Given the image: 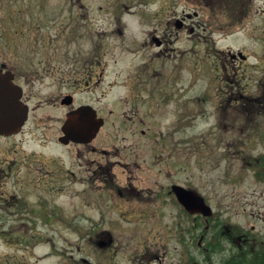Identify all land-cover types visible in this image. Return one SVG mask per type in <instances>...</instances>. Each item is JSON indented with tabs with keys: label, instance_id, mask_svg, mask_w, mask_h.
Listing matches in <instances>:
<instances>
[{
	"label": "rangeland",
	"instance_id": "1",
	"mask_svg": "<svg viewBox=\"0 0 264 264\" xmlns=\"http://www.w3.org/2000/svg\"><path fill=\"white\" fill-rule=\"evenodd\" d=\"M68 3V0H0V62L14 66L19 62L18 70L25 73L23 63L37 60L29 46L33 43L31 33L37 34L39 30L31 23L36 19L44 24L47 19L61 23L67 14L62 9ZM260 5L264 9V0ZM258 18L247 21V29L242 33L213 35L210 68L202 63L197 67L173 68L174 58L166 59L163 68H139L131 62L144 59L130 54L118 58V66L103 70L97 94L101 100L97 103L107 123L94 146L98 150L116 146L122 152L112 158L123 164L115 168L118 187L135 182L139 188L151 190L156 188L154 181L141 180L135 174L153 178L163 173L167 175L165 182L171 175L182 186L197 187L214 211L229 219L230 224H254L264 231V219L258 218L264 216V196L253 194L257 186L251 178L244 182L237 179L243 170L237 155L240 149L232 143L228 148L222 144L228 137L233 139L231 133L227 137L224 126L243 125L245 130L248 126L240 119L231 121L222 107L217 109L222 103L220 93L228 87L220 65L225 54L218 50L242 49L264 59L263 38L260 36L259 41L255 33L258 31L253 29ZM22 21L26 27L21 26ZM143 22L130 19L128 36L143 40L146 36ZM45 30L50 35L57 34L56 28ZM78 44L87 48L83 43L73 46ZM179 44L185 47L186 43ZM230 70L232 76L233 69ZM53 85L51 80L26 84L33 107L31 118L19 134L0 138V168L5 169L0 172V264H130L133 255L143 254L146 249L147 255H161L164 264H178L179 231L174 208L167 207L158 216L153 213L144 222L127 223L136 203L117 204L118 197L114 199L113 193L102 190L104 186L98 187L99 182L88 180L97 165L90 166V160L102 161L106 157L84 151L77 144L68 147L58 144L66 119L60 95L67 88ZM92 98L88 94L80 96V100ZM263 128L258 132L262 138L258 136L256 143L259 139L264 141ZM142 130L146 133L142 134ZM159 141L164 145L156 146ZM261 145H256L254 152L263 150ZM151 147H155L154 151ZM157 151H163L165 159L154 164ZM130 152L141 155L135 159ZM138 164L141 167L137 168ZM98 199L103 203L97 202ZM184 224L186 228L189 223ZM203 228L201 225L198 231ZM97 231L111 233L120 245L114 258L111 251L103 252L88 241ZM185 245L181 242V264L189 260L186 252L190 246L188 249ZM195 252L198 264H211L206 251L196 246ZM225 256L226 252H214L209 257L212 264H223ZM85 259L89 262H84Z\"/></svg>",
	"mask_w": 264,
	"mask_h": 264
},
{
	"label": "flooded vegetation",
	"instance_id": "2",
	"mask_svg": "<svg viewBox=\"0 0 264 264\" xmlns=\"http://www.w3.org/2000/svg\"><path fill=\"white\" fill-rule=\"evenodd\" d=\"M68 1L69 5L62 9L64 12L66 10L67 14L61 23L52 19H47L46 24L39 19L31 23L36 31L39 30L37 34L31 33L33 43L29 46L37 60L23 63L22 69L25 71L22 72L25 73H20L21 71L18 70L19 62H16L15 66L7 61L0 62L2 73L10 76L15 84L22 87V100L30 107L29 120L33 107L29 102L26 84L51 80L54 82L53 86L56 87L57 84L58 88H67V91L65 93L61 91L60 95V104L65 107L66 119L82 105H91L95 119L102 118L104 123L90 141H69L66 144L59 141L58 144L66 147L77 144L82 146L84 151L89 150L91 154L106 157L102 161L90 160V166L97 165L92 168L94 169L93 177L88 180L99 182L98 187L104 186L102 190L113 193L111 195L114 199L118 197L117 204H123L126 201L136 203L131 213L132 218L126 219L127 223L147 221L152 218L153 213H157L158 216L160 211L171 207L177 212L175 224L179 231L176 238L179 246L178 264L182 262L181 242L186 243L185 246L188 249L190 246L189 252H186V255L189 253V260L185 264H198L196 246L202 248L208 255L210 253L209 256L214 252H226L223 264L235 260L238 264H264V231L257 229L253 223L250 226L244 223L230 224L229 219H223L212 206L213 212L210 216L188 211L176 192V187L182 185L171 175L165 182L164 178L166 179L167 175L163 173L153 178L149 175L144 178L140 174H135L141 180L154 181L153 186L156 188L142 189L135 182L121 185L120 188L115 168L123 164L112 158L121 156L122 152L116 146L109 150H98L94 146L98 135L107 123V117L97 103L101 100V95L97 94L100 93L103 70L118 66L119 60L130 54L134 58L144 59L139 63L131 62L132 66L137 65L139 68H163L166 65L165 60L172 58L175 59L173 68L197 67L198 63L208 67L212 65V37L215 33L222 36L242 33L247 29V21L252 22L259 17L260 20L253 29L258 31L255 33L259 41L262 36L261 42H264V9L261 8V0H98L95 2L97 4L92 2L86 4V0ZM47 14L50 13L45 15ZM130 19L144 21L142 25L146 36L143 40L128 36ZM24 25L22 21L21 26ZM21 26L19 29H22ZM46 28H56L57 34H48L47 30L44 31ZM118 41L122 43L119 44ZM182 41L186 43L185 47L180 46L179 43ZM74 43H83L87 48L82 49L79 44L74 47ZM201 44L206 47L204 49L199 47ZM218 51H223L225 54L224 60L223 56L221 57L220 65L225 72L228 87L220 93L222 103L217 106V109L222 107L224 112L229 113L227 116H231V121L240 119L248 126L247 130L242 127L243 125L224 126L227 137L231 133L233 139L228 137L222 144L228 148L232 143L234 147L240 149L237 155L242 161L243 170L237 179L244 182L247 178H251L254 186H257L253 194L264 196V149L254 152L256 145H264L261 139L255 142L258 136L262 138L258 132L264 127L262 125L264 122V59L256 53L250 54L242 49L228 48ZM252 55H254L253 58ZM230 69H233L232 76ZM83 94L93 97L92 101L80 100ZM235 111L237 112L234 113ZM145 133V130H142V134ZM160 144L164 145V142L159 141L156 146ZM134 148L137 147L134 146ZM154 148L151 147V150L154 151ZM241 148L244 149L241 150ZM158 151L155 153L157 161L154 164H159L165 159L164 152ZM130 154V157L134 156L135 159L141 155L140 152H130ZM124 158L126 159L127 155H124ZM139 167L141 166L138 164L137 168ZM4 170L0 168V172ZM160 176L164 182H161ZM183 187L201 193L194 185L189 184ZM206 201L209 204L207 199ZM97 202L103 203L102 199H98ZM114 202L116 204V201ZM128 213L130 214V211ZM254 217L257 218L256 215ZM258 218L262 220L264 216L259 215ZM185 221L189 223L186 228ZM95 225L99 226L98 223ZM201 225H204V228L199 232ZM110 234L97 231L88 241L101 248L103 252L111 251L110 256L114 258L121 247ZM211 242L219 244V247L212 250L208 246ZM146 252L147 249L143 254L133 255L130 264H164L161 255L151 253L147 255ZM209 256L207 258L212 264V257Z\"/></svg>",
	"mask_w": 264,
	"mask_h": 264
},
{
	"label": "water",
	"instance_id": "3",
	"mask_svg": "<svg viewBox=\"0 0 264 264\" xmlns=\"http://www.w3.org/2000/svg\"><path fill=\"white\" fill-rule=\"evenodd\" d=\"M22 88L13 83L12 78L0 70V134L12 135L20 132L29 117V106L22 100ZM93 111V112H92ZM91 106L79 107L71 114L63 126L66 136L63 142L90 141L103 125L102 119H95ZM176 192L182 204L190 212H200L210 216L213 212L205 198L193 189L177 186Z\"/></svg>",
	"mask_w": 264,
	"mask_h": 264
},
{
	"label": "trees",
	"instance_id": "4",
	"mask_svg": "<svg viewBox=\"0 0 264 264\" xmlns=\"http://www.w3.org/2000/svg\"><path fill=\"white\" fill-rule=\"evenodd\" d=\"M208 246H210L212 250H215L219 247V244L211 242L208 244ZM226 264H238V262L235 260L233 262H226Z\"/></svg>",
	"mask_w": 264,
	"mask_h": 264
}]
</instances>
